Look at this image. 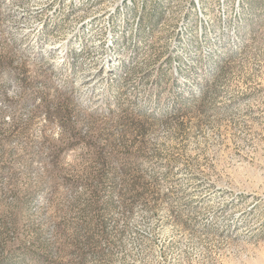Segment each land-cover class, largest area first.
Segmentation results:
<instances>
[{
    "label": "rangeland",
    "instance_id": "obj_1",
    "mask_svg": "<svg viewBox=\"0 0 264 264\" xmlns=\"http://www.w3.org/2000/svg\"><path fill=\"white\" fill-rule=\"evenodd\" d=\"M0 264H264V0H0Z\"/></svg>",
    "mask_w": 264,
    "mask_h": 264
},
{
    "label": "trees",
    "instance_id": "obj_2",
    "mask_svg": "<svg viewBox=\"0 0 264 264\" xmlns=\"http://www.w3.org/2000/svg\"><path fill=\"white\" fill-rule=\"evenodd\" d=\"M119 122H121L119 137H121L123 141L127 139V136H129V133H131V131H136L137 133H139L144 126L143 122L138 121V118L133 119V117L128 119L122 118ZM112 135L113 134L108 137L109 143ZM104 152L105 151L102 148H99V150L97 151V159L101 160L102 163H105L107 161V157L105 156ZM104 178L105 176L103 175V173L97 174V187L102 184L100 182H102Z\"/></svg>",
    "mask_w": 264,
    "mask_h": 264
}]
</instances>
